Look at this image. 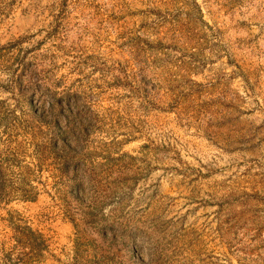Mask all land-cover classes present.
<instances>
[{
    "label": "rangeland",
    "instance_id": "1",
    "mask_svg": "<svg viewBox=\"0 0 264 264\" xmlns=\"http://www.w3.org/2000/svg\"><path fill=\"white\" fill-rule=\"evenodd\" d=\"M0 264H264V0H0Z\"/></svg>",
    "mask_w": 264,
    "mask_h": 264
},
{
    "label": "trees",
    "instance_id": "2",
    "mask_svg": "<svg viewBox=\"0 0 264 264\" xmlns=\"http://www.w3.org/2000/svg\"><path fill=\"white\" fill-rule=\"evenodd\" d=\"M66 96H63L62 98H57L53 101V106L51 110L55 109L58 112L60 111L61 107L60 104L62 102V99H64ZM56 129L53 134L51 135L48 144L50 147L49 154L52 156V158L55 161V170L57 172L58 180L55 181V184H61L63 183L64 179H67L70 183H74L75 187H79L78 180L80 179L81 170L78 168L79 163L81 162L84 166L83 153L79 149H76L64 136L61 137V132L64 133H72V129L70 128V125L67 126V130L59 131V125H55ZM55 138H60V143H58ZM40 148V146H38ZM45 149V148H44ZM38 152L40 156L42 157L43 152L41 149H38ZM86 172V171H85ZM60 187V186H59ZM56 189H60L57 188ZM59 191V190H57ZM28 194H21L20 198L22 200H33L35 199V196H27ZM13 231L15 232V235H19V243L28 244L31 240H33L36 244L41 246H45V238L43 234L40 231L33 230L29 225L19 224V226H12Z\"/></svg>",
    "mask_w": 264,
    "mask_h": 264
}]
</instances>
